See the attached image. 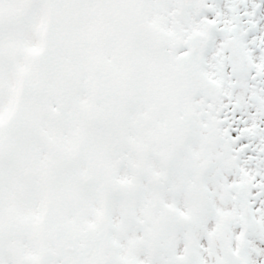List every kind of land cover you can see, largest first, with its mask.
Masks as SVG:
<instances>
[{"label": "snow or ice", "instance_id": "snow-or-ice-1", "mask_svg": "<svg viewBox=\"0 0 264 264\" xmlns=\"http://www.w3.org/2000/svg\"><path fill=\"white\" fill-rule=\"evenodd\" d=\"M0 264H264V0H0Z\"/></svg>", "mask_w": 264, "mask_h": 264}]
</instances>
